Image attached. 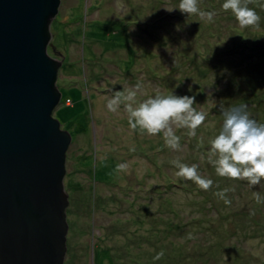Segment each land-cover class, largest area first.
Masks as SVG:
<instances>
[{
	"label": "rangeland",
	"instance_id": "374dc122",
	"mask_svg": "<svg viewBox=\"0 0 264 264\" xmlns=\"http://www.w3.org/2000/svg\"><path fill=\"white\" fill-rule=\"evenodd\" d=\"M222 3L199 0L202 15L187 16L165 9L179 0H60L50 29L64 58L48 53L62 61L52 115L72 137L65 264H264V203L253 197H264V180L220 177L209 157L222 109L246 104L264 123V0L248 5L260 21L245 28ZM138 84L137 102L172 92L207 114L194 136L175 129L179 150L163 133L133 131L123 105L108 110V98ZM188 158L209 190L177 177L173 161ZM225 189L227 204L216 195Z\"/></svg>",
	"mask_w": 264,
	"mask_h": 264
},
{
	"label": "water",
	"instance_id": "95a60500",
	"mask_svg": "<svg viewBox=\"0 0 264 264\" xmlns=\"http://www.w3.org/2000/svg\"><path fill=\"white\" fill-rule=\"evenodd\" d=\"M60 0H0V264H65L68 130L52 113Z\"/></svg>",
	"mask_w": 264,
	"mask_h": 264
},
{
	"label": "clouds",
	"instance_id": "9594fccd",
	"mask_svg": "<svg viewBox=\"0 0 264 264\" xmlns=\"http://www.w3.org/2000/svg\"><path fill=\"white\" fill-rule=\"evenodd\" d=\"M253 0H223L222 9L231 11L236 21L242 27L258 25L260 16L253 8L248 7ZM174 8L187 16L202 15L199 0H179L176 7H165L171 12ZM209 20L212 15L209 14ZM140 85L127 92H116L107 99V108L111 112L119 110L123 105L128 114V124L135 131L156 135L163 133L164 144L172 150L181 148V137L175 129H187L189 136L196 134L206 120L207 114L198 111L193 105L196 103L194 96L157 94L143 101L137 102L136 97ZM223 121L219 133L210 143V163L220 177L233 180H246L249 185L256 186L264 180V123H258L250 117L247 105L222 109ZM178 168L177 177L192 180L204 191L211 188L213 181L198 174L197 166H189L180 161H173ZM125 164H118L117 171H124ZM65 178V177H64ZM227 189L216 193L224 202ZM257 204L264 203V197L257 192L253 194ZM164 256L161 250L154 259L159 260Z\"/></svg>",
	"mask_w": 264,
	"mask_h": 264
},
{
	"label": "trees",
	"instance_id": "16d2710c",
	"mask_svg": "<svg viewBox=\"0 0 264 264\" xmlns=\"http://www.w3.org/2000/svg\"><path fill=\"white\" fill-rule=\"evenodd\" d=\"M246 67H254V63H251V64H249V65H247ZM59 73V72H58ZM239 78H240V80H241V73L239 74ZM58 82V81H57ZM59 90H60V88H59ZM61 92V91H60ZM72 101V100H71ZM181 144H182V142H180ZM189 157H191L190 156V154H189ZM193 160L192 159H190V158H188V159H185L184 161H183V163L184 164H187V165H189V166H192V164H193ZM185 182H187V181H183V183H185ZM169 183H171V184H174V183H176V182H172V181H169ZM162 185H168V183L167 184H162ZM180 184L177 182V187L179 186ZM217 212H218V210H217ZM218 215H221V214H218ZM243 240H248V239H243ZM243 240H241V241H243ZM243 244H244V242H243Z\"/></svg>",
	"mask_w": 264,
	"mask_h": 264
},
{
	"label": "bare ground",
	"instance_id": "6f19581e",
	"mask_svg": "<svg viewBox=\"0 0 264 264\" xmlns=\"http://www.w3.org/2000/svg\"><path fill=\"white\" fill-rule=\"evenodd\" d=\"M66 192H67V191H66ZM68 201H69V197H68ZM69 205H70V201H69ZM69 205H68V206H69ZM67 208H68V207H67ZM66 210H67V209H66Z\"/></svg>",
	"mask_w": 264,
	"mask_h": 264
}]
</instances>
